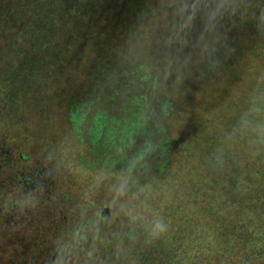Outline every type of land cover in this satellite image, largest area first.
<instances>
[{
	"label": "rangeland",
	"instance_id": "obj_1",
	"mask_svg": "<svg viewBox=\"0 0 264 264\" xmlns=\"http://www.w3.org/2000/svg\"><path fill=\"white\" fill-rule=\"evenodd\" d=\"M1 135L48 168L55 203L70 187L108 208L110 232L138 219L206 253L260 237L264 0H0ZM23 191L0 195L15 223L42 199Z\"/></svg>",
	"mask_w": 264,
	"mask_h": 264
},
{
	"label": "trees",
	"instance_id": "obj_2",
	"mask_svg": "<svg viewBox=\"0 0 264 264\" xmlns=\"http://www.w3.org/2000/svg\"><path fill=\"white\" fill-rule=\"evenodd\" d=\"M40 201L35 216L22 223H15L11 212L4 213L0 206V264H264L263 232L258 238L250 234L238 241L231 233L235 240L231 239L230 248L222 244V234L217 238L220 242L208 247V253L205 248L187 251L182 240L150 236L143 230L146 221L121 218L118 230L110 232L106 228L109 222L87 221L83 214L64 219L61 206L45 197ZM196 241L200 245L204 238ZM220 243L224 249L217 247ZM227 250L232 251L230 256Z\"/></svg>",
	"mask_w": 264,
	"mask_h": 264
},
{
	"label": "flooded vegetation",
	"instance_id": "obj_3",
	"mask_svg": "<svg viewBox=\"0 0 264 264\" xmlns=\"http://www.w3.org/2000/svg\"><path fill=\"white\" fill-rule=\"evenodd\" d=\"M70 121L77 125L82 123L81 120L78 121V123H75L73 119H70ZM95 123L96 124L94 125L92 133L94 134V138L96 140V137L102 129L103 123H100V121ZM5 137L6 136L4 135L0 136V195L5 196L3 198H7V196L14 198L16 194L20 196L21 190H24L23 192L27 194L29 192L31 194L33 192L34 195L37 194L38 199L45 197L48 198L50 202H54L52 200V197L55 194L52 187L53 178L48 171V168L41 165L40 162L30 159L27 154L20 150L19 145L15 140L11 143L8 141L9 138ZM6 139L8 144L5 141ZM38 164L40 165L39 168ZM70 189V187L62 188L60 189L61 194L58 193L59 195H57L58 199L56 204L63 208L61 209L60 214L64 215L67 211L68 207L65 206L64 202L68 199L71 202L76 203L77 207L74 213H77L78 215L83 214L81 215L82 219L86 216L87 221L101 220L109 222L112 227L115 226L117 217L115 215L112 216L108 208H104V206L101 205L105 211L96 212V210H91L92 213H90L88 210V213L84 211V205H81L82 200L80 197H78L74 192H71ZM34 195H31L30 197H35ZM1 202L2 200H0V206L3 208ZM97 203L98 202H93L92 209H94V206H98ZM93 213L97 215H94Z\"/></svg>",
	"mask_w": 264,
	"mask_h": 264
}]
</instances>
